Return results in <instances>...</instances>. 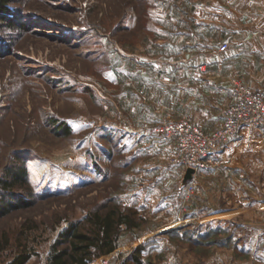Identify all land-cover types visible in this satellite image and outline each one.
Wrapping results in <instances>:
<instances>
[{
  "label": "rangeland",
  "instance_id": "rangeland-1",
  "mask_svg": "<svg viewBox=\"0 0 264 264\" xmlns=\"http://www.w3.org/2000/svg\"><path fill=\"white\" fill-rule=\"evenodd\" d=\"M209 2L0 0V181L11 179L9 167H23L26 180L3 200L30 202L0 218L13 238L3 257L19 250L24 229L22 241L36 250L28 264H43L62 228L110 201L136 208L143 222L122 229L119 255L94 264H119L138 245L144 264H264L263 168L232 175L226 193L223 169L216 183L208 180L214 160L189 177L170 158L173 143L143 120L167 103L159 99L172 78L164 63L175 60L176 47L184 46L186 61L193 44L204 42L202 52L213 41L187 33ZM234 79L246 82L230 79L221 115ZM185 116L201 126L187 111L159 122Z\"/></svg>",
  "mask_w": 264,
  "mask_h": 264
},
{
  "label": "crops",
  "instance_id": "crops-1",
  "mask_svg": "<svg viewBox=\"0 0 264 264\" xmlns=\"http://www.w3.org/2000/svg\"><path fill=\"white\" fill-rule=\"evenodd\" d=\"M208 4L206 17L194 14L190 19L191 31L187 33L213 41L207 42L202 52L200 48L204 42L193 44L190 48L191 60L186 61L184 46L181 50L180 46L176 47L175 60L164 63L166 71L172 69L167 73L172 78L166 80L170 89L161 93L159 99L164 102L166 98L167 103H160L151 118H143L150 125L158 124L161 119L180 118L187 111L192 112L193 119L206 130H213L221 121V107L231 99L227 85L232 77L238 74L255 87L264 84V0H210ZM179 20L183 21V18ZM222 42L229 44L225 51L218 49ZM154 119L156 121H152ZM143 125L145 129L150 126ZM258 154L260 159L256 156ZM262 154L264 120L257 126H243L235 138L214 154L213 160L219 167L215 166L207 172L208 180L211 185L216 183L215 177L223 169L225 176L221 180L229 185H224L223 190L229 193L233 190V176H241L248 170L263 168L264 171ZM231 168L239 174L229 172ZM262 180L263 186L257 193L261 196L264 195V178ZM239 186L242 185L239 183ZM234 190L243 194V187H234ZM241 259L249 260L243 256Z\"/></svg>",
  "mask_w": 264,
  "mask_h": 264
},
{
  "label": "trees",
  "instance_id": "trees-1",
  "mask_svg": "<svg viewBox=\"0 0 264 264\" xmlns=\"http://www.w3.org/2000/svg\"><path fill=\"white\" fill-rule=\"evenodd\" d=\"M64 128H67L66 126ZM23 167H9L7 174L11 179L0 181V218L10 212L30 205L25 199L7 202L6 195L11 191L10 186L15 182L26 180ZM143 222V216L133 207H122L117 203L105 201L89 210L83 217L70 221L62 228L57 238L51 243L43 264H94L99 258L119 255V238L123 228H136ZM24 229L19 230L15 242L19 250L10 259L4 252L13 244V238L7 231L0 230V264H28L36 250L22 241ZM18 240V241H16ZM199 239H195V244ZM204 246V245H201ZM119 264H144L141 246L126 255Z\"/></svg>",
  "mask_w": 264,
  "mask_h": 264
},
{
  "label": "built area",
  "instance_id": "built-area-1",
  "mask_svg": "<svg viewBox=\"0 0 264 264\" xmlns=\"http://www.w3.org/2000/svg\"><path fill=\"white\" fill-rule=\"evenodd\" d=\"M229 48L227 42L220 44V51ZM233 100L224 108L222 121L213 131L197 125L190 116L179 120H165L154 127L162 139L173 143L169 155L173 163L184 164L197 170L208 167L214 154L221 151L246 125L257 126L264 120V84L253 87L242 80L234 79ZM194 176V175H193ZM196 184L195 177L186 188L187 198ZM103 264H108L106 260Z\"/></svg>",
  "mask_w": 264,
  "mask_h": 264
},
{
  "label": "water",
  "instance_id": "water-1",
  "mask_svg": "<svg viewBox=\"0 0 264 264\" xmlns=\"http://www.w3.org/2000/svg\"><path fill=\"white\" fill-rule=\"evenodd\" d=\"M192 172H193V169L188 168V176H189V177H191Z\"/></svg>",
  "mask_w": 264,
  "mask_h": 264
}]
</instances>
